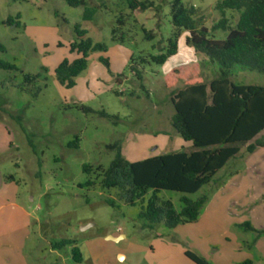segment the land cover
<instances>
[{"label":"rangeland","instance_id":"1","mask_svg":"<svg viewBox=\"0 0 264 264\" xmlns=\"http://www.w3.org/2000/svg\"><path fill=\"white\" fill-rule=\"evenodd\" d=\"M181 1L195 9V24L206 27L209 37L225 38L226 31H211L222 15L231 26L237 20V12L217 9L218 0ZM85 2L89 19L82 17L85 7H71L64 0H0V60L16 67L0 68V174L2 180L15 178L18 201L32 213L27 261L80 264L71 258L72 245L52 246L72 239L77 247L83 241H101L88 264H193L176 248L157 243L176 241L174 229L161 223L151 228L140 216L153 193L159 200H170L175 209L180 208L182 193L148 189L142 201L131 205L121 189L103 187L99 174L113 159L116 150L107 146L115 142L130 160L185 150L182 146L190 142L169 121L174 112L170 95L184 84L168 86L165 74L184 65L187 75L208 82L218 74L217 64L185 43V30L180 31L175 54L161 64L152 60L166 51L172 36V0H153L150 8L137 13L123 0ZM8 17L13 23L6 22ZM75 24L105 50L89 52L86 68L66 87L56 80L54 69L64 58L77 56L69 46ZM145 31L153 37H146ZM23 73L39 76L26 83ZM231 79L264 85V74L246 68H233ZM240 151L244 153V147ZM83 165H90V171ZM88 180L92 185H86ZM211 188L202 187L192 197ZM176 226L181 233L178 243L207 256L201 240L190 237L195 223ZM119 231L126 237L105 238ZM114 247L128 257L120 259ZM254 264H264V258Z\"/></svg>","mask_w":264,"mask_h":264},{"label":"trees","instance_id":"2","mask_svg":"<svg viewBox=\"0 0 264 264\" xmlns=\"http://www.w3.org/2000/svg\"><path fill=\"white\" fill-rule=\"evenodd\" d=\"M64 1L71 7H85L83 19L91 17L85 0ZM123 1L134 13L153 5V0ZM216 7L222 13L224 10L238 13L234 26L223 15L211 26V31H226L224 39L209 37L206 27L196 26L195 9L185 7L181 0H172V36L167 40L166 51L152 57L153 61L161 64L175 54L180 31L185 30L188 32L186 44L217 64L218 74L208 82L187 75L184 65L174 66L165 74L168 86L172 87L179 81L184 84L170 95L174 112L169 121L184 141L191 142V149L130 161L121 153L117 142L107 146L115 149L116 153L107 168L101 169V184L105 188L121 189L126 203L132 205L142 201L148 189L155 193L159 190L182 193L179 209H175L170 200H159L153 193L140 212L149 227L161 223L173 229L177 224L196 220L207 194L192 195L207 185L242 147L244 153L249 154L258 146H264V139L257 137L264 130V85L241 84L231 79V71L236 67L264 74V0H218ZM6 22L13 23V19L8 17ZM18 23L17 20L15 24ZM115 31L112 30L113 38ZM74 32L75 37L69 46L77 56L72 60L64 58L54 69L56 80L66 87L73 86L75 77L86 68L89 52L105 50L103 43H93L90 38H85L86 31L80 29L79 24L74 25ZM145 34L148 38L153 37L150 31H145ZM0 68L16 67L0 60ZM38 76V73H23L26 83L34 82ZM73 145L77 146L76 141ZM90 169V165H83L84 171ZM6 178H11V175ZM92 183L88 180L86 185ZM65 244L72 245V260L81 263V253L74 240H61L52 246L58 248ZM185 255L195 264H212L190 250H185Z\"/></svg>","mask_w":264,"mask_h":264},{"label":"crops","instance_id":"3","mask_svg":"<svg viewBox=\"0 0 264 264\" xmlns=\"http://www.w3.org/2000/svg\"><path fill=\"white\" fill-rule=\"evenodd\" d=\"M257 137L264 139V130ZM5 138L10 144L9 138ZM182 147L190 150L191 142ZM209 185L212 188L206 192L207 200L197 219L182 223L196 224L197 230L194 229L190 237L194 242L198 239L204 244L203 249L207 250L204 258L212 264H254L255 259L264 258V146H258L249 154L237 153L205 186ZM18 194L15 178L11 175L2 180L0 174V264H29L25 249L31 236L32 213L19 203ZM173 229L180 237L177 226ZM125 237L121 231L105 235L106 239L114 241ZM178 237L176 241L159 240L157 243L174 247L186 256L187 249L178 243ZM100 243L91 240L79 243L80 264H88L87 260L98 251ZM114 248L120 259L128 257L125 250Z\"/></svg>","mask_w":264,"mask_h":264},{"label":"water","instance_id":"4","mask_svg":"<svg viewBox=\"0 0 264 264\" xmlns=\"http://www.w3.org/2000/svg\"><path fill=\"white\" fill-rule=\"evenodd\" d=\"M90 225H91V223H89V224H87V225H84V226L81 227V229H85V228H87V227L90 226Z\"/></svg>","mask_w":264,"mask_h":264}]
</instances>
